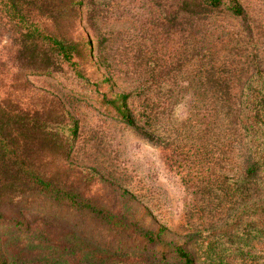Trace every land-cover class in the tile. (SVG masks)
<instances>
[{"label": "rangeland", "instance_id": "rangeland-1", "mask_svg": "<svg viewBox=\"0 0 264 264\" xmlns=\"http://www.w3.org/2000/svg\"><path fill=\"white\" fill-rule=\"evenodd\" d=\"M182 1L80 0L77 17L59 28L89 43L80 60L85 76L99 81L101 92L127 95L136 124L154 141L51 78H21L26 101H60L76 120L61 164L72 188L177 243L219 226L240 203L238 93L264 61V0H236L244 19L221 8L175 13ZM6 44L1 37L0 61ZM246 189L245 198L257 197L252 185ZM3 216L35 217L16 208Z\"/></svg>", "mask_w": 264, "mask_h": 264}, {"label": "trees", "instance_id": "trees-1", "mask_svg": "<svg viewBox=\"0 0 264 264\" xmlns=\"http://www.w3.org/2000/svg\"><path fill=\"white\" fill-rule=\"evenodd\" d=\"M79 3L0 0V38L7 41L0 61V264H264V61H256L238 93L245 145L240 203L219 226L177 243L163 229L145 228L74 190L61 164L72 151L76 120L60 101L23 95L22 77L51 78L156 140L136 124L127 95L101 92L99 81L85 76L80 60L89 43L60 32L77 17ZM176 8L191 15L221 8L245 17L236 0H183ZM248 184L254 199L245 198ZM14 208L35 217L28 223L3 216Z\"/></svg>", "mask_w": 264, "mask_h": 264}]
</instances>
